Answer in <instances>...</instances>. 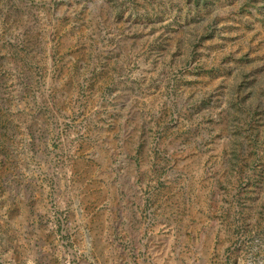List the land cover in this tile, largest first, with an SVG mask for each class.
Masks as SVG:
<instances>
[{
  "label": "rangeland",
  "instance_id": "rangeland-1",
  "mask_svg": "<svg viewBox=\"0 0 264 264\" xmlns=\"http://www.w3.org/2000/svg\"><path fill=\"white\" fill-rule=\"evenodd\" d=\"M0 264H264V0H0Z\"/></svg>",
  "mask_w": 264,
  "mask_h": 264
}]
</instances>
